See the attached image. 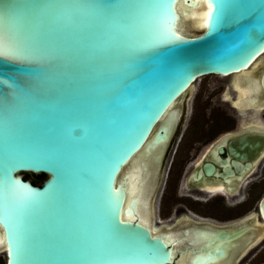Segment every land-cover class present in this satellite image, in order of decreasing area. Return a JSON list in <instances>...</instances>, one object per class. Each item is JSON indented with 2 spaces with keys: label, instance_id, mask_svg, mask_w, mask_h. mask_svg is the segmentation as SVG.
I'll return each mask as SVG.
<instances>
[{
  "label": "water",
  "instance_id": "1",
  "mask_svg": "<svg viewBox=\"0 0 264 264\" xmlns=\"http://www.w3.org/2000/svg\"><path fill=\"white\" fill-rule=\"evenodd\" d=\"M263 55L264 0H0L5 264H170L150 228L165 129L150 136L199 78ZM256 235L197 229L187 262L224 264Z\"/></svg>",
  "mask_w": 264,
  "mask_h": 264
},
{
  "label": "flooded vegetation",
  "instance_id": "2",
  "mask_svg": "<svg viewBox=\"0 0 264 264\" xmlns=\"http://www.w3.org/2000/svg\"><path fill=\"white\" fill-rule=\"evenodd\" d=\"M160 126L167 139L150 228L172 250L170 264H188L197 229L257 228L224 263L248 264L264 251V222L255 219L264 190V55L248 70L199 78L150 138Z\"/></svg>",
  "mask_w": 264,
  "mask_h": 264
},
{
  "label": "rangeland",
  "instance_id": "3",
  "mask_svg": "<svg viewBox=\"0 0 264 264\" xmlns=\"http://www.w3.org/2000/svg\"><path fill=\"white\" fill-rule=\"evenodd\" d=\"M27 176V175H26ZM264 196V190L261 192L260 199ZM259 203V201H258ZM3 249L0 250V264H5L6 261V254L2 253ZM248 264H264V251L256 258L252 259Z\"/></svg>",
  "mask_w": 264,
  "mask_h": 264
},
{
  "label": "bare ground",
  "instance_id": "4",
  "mask_svg": "<svg viewBox=\"0 0 264 264\" xmlns=\"http://www.w3.org/2000/svg\"><path fill=\"white\" fill-rule=\"evenodd\" d=\"M135 174V173H134ZM136 176H134L135 177V179H137V182H139L140 183V181H141V172L138 170L137 172H136ZM134 185V186H133ZM143 188H144V186H142ZM138 188H140L141 189V187L139 186V184L137 183V184H133L132 183V187H131V190H134V189H138ZM141 192H142V190H141ZM144 212H145V210H143ZM144 216H146L147 217V214H143ZM146 219V218H145ZM262 228H263V226H262ZM264 235V233L262 234V236ZM261 236V237H262ZM253 238H254V236H253ZM4 248V242H3V240L1 239V235H0V249H3ZM4 253V252H3Z\"/></svg>",
  "mask_w": 264,
  "mask_h": 264
},
{
  "label": "trees",
  "instance_id": "5",
  "mask_svg": "<svg viewBox=\"0 0 264 264\" xmlns=\"http://www.w3.org/2000/svg\"><path fill=\"white\" fill-rule=\"evenodd\" d=\"M27 179H30L34 184L39 185L42 182H44L48 176L47 175H37V176H32V175H27Z\"/></svg>",
  "mask_w": 264,
  "mask_h": 264
}]
</instances>
